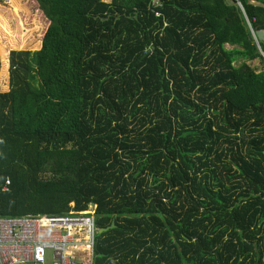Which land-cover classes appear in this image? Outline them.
I'll return each mask as SVG.
<instances>
[{
    "label": "trees",
    "instance_id": "16d2710c",
    "mask_svg": "<svg viewBox=\"0 0 264 264\" xmlns=\"http://www.w3.org/2000/svg\"><path fill=\"white\" fill-rule=\"evenodd\" d=\"M30 1L21 39L0 8V217L95 204L92 264H264V0Z\"/></svg>",
    "mask_w": 264,
    "mask_h": 264
},
{
    "label": "built area",
    "instance_id": "2783aa9c",
    "mask_svg": "<svg viewBox=\"0 0 264 264\" xmlns=\"http://www.w3.org/2000/svg\"><path fill=\"white\" fill-rule=\"evenodd\" d=\"M236 4L243 12L237 0ZM149 6L159 7L160 0H149ZM246 23L253 34L250 22ZM9 184L7 178L1 191ZM95 209L89 204L85 210L62 215L0 217V264H92L98 233Z\"/></svg>",
    "mask_w": 264,
    "mask_h": 264
},
{
    "label": "crops",
    "instance_id": "0c3cea01",
    "mask_svg": "<svg viewBox=\"0 0 264 264\" xmlns=\"http://www.w3.org/2000/svg\"><path fill=\"white\" fill-rule=\"evenodd\" d=\"M13 0H2V3L0 4V8L5 11V16H7V19L10 20V25H12V31L15 30V34L17 35V32H22L25 35H28L33 30V18L36 16L39 17V12L36 10V3H31L30 0H20V2L16 3L14 6L12 3ZM248 3L253 5H260V0H248ZM10 5H12L10 7ZM7 7H10V9H7ZM19 7H25L26 10L17 11L16 8ZM13 20V21H12ZM35 23V22H34ZM23 24V28H21V25ZM259 38L264 40V31L258 32ZM25 37V36H22ZM21 33L18 34L17 39H21ZM226 47H229V45H226Z\"/></svg>",
    "mask_w": 264,
    "mask_h": 264
},
{
    "label": "rangeland",
    "instance_id": "374dc122",
    "mask_svg": "<svg viewBox=\"0 0 264 264\" xmlns=\"http://www.w3.org/2000/svg\"><path fill=\"white\" fill-rule=\"evenodd\" d=\"M103 1H109V0H103ZM37 10V9H36ZM15 30H13L12 31V33L11 34H15ZM259 32V31H258ZM257 32V35L259 34ZM260 32H262V30L260 31ZM21 33V37L22 36H25V34H23L22 32H19V34ZM258 37H259V35H258ZM8 49L9 48H5V58L3 59L2 58V56H1V52H0V91H6L7 90V88H8V86H7V79H8V77H7V52H8ZM256 63V62H255ZM254 63V64H255ZM235 65H238L239 64V61H236L235 63H234ZM4 73V75H6V80H5V82L3 81V77H2V74Z\"/></svg>",
    "mask_w": 264,
    "mask_h": 264
},
{
    "label": "water",
    "instance_id": "95a60500",
    "mask_svg": "<svg viewBox=\"0 0 264 264\" xmlns=\"http://www.w3.org/2000/svg\"><path fill=\"white\" fill-rule=\"evenodd\" d=\"M114 225H113V223L109 226V227H107V228H99L98 229V233H102V232H104V231H106V230H108L109 228H112Z\"/></svg>",
    "mask_w": 264,
    "mask_h": 264
}]
</instances>
